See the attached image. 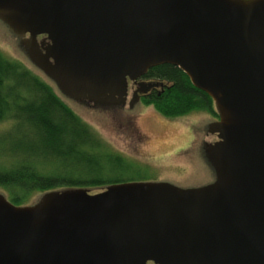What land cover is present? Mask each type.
Wrapping results in <instances>:
<instances>
[{"label":"water","instance_id":"95a60500","mask_svg":"<svg viewBox=\"0 0 264 264\" xmlns=\"http://www.w3.org/2000/svg\"><path fill=\"white\" fill-rule=\"evenodd\" d=\"M0 21L67 98L122 104L168 63L218 115L205 185L0 192V264H264V0H0Z\"/></svg>","mask_w":264,"mask_h":264},{"label":"trees","instance_id":"16d2710c","mask_svg":"<svg viewBox=\"0 0 264 264\" xmlns=\"http://www.w3.org/2000/svg\"><path fill=\"white\" fill-rule=\"evenodd\" d=\"M147 72L164 83L159 95L144 100L159 114L217 116L211 97L177 66ZM137 170L139 164L113 149L44 76L0 51V192L11 202L31 204L46 191L70 187L94 193L129 180L119 172Z\"/></svg>","mask_w":264,"mask_h":264},{"label":"rangeland","instance_id":"374dc122","mask_svg":"<svg viewBox=\"0 0 264 264\" xmlns=\"http://www.w3.org/2000/svg\"><path fill=\"white\" fill-rule=\"evenodd\" d=\"M0 51L22 61L44 76L56 93L82 119L92 125L113 149L139 164L137 171L119 172L125 179L167 181L181 187L201 186L214 179L213 170L205 156L201 154L199 144L202 137L207 144L212 143L213 137L208 129L206 131L208 135H204L208 124L216 120L213 114L198 111L176 117H165L151 104L136 103L132 109L110 108L67 98L52 80L30 62L18 39L1 21ZM185 132H191L193 135L194 146L178 150L186 139ZM37 199L38 196L34 201Z\"/></svg>","mask_w":264,"mask_h":264},{"label":"flooded vegetation","instance_id":"af4514ba","mask_svg":"<svg viewBox=\"0 0 264 264\" xmlns=\"http://www.w3.org/2000/svg\"><path fill=\"white\" fill-rule=\"evenodd\" d=\"M37 38H38V40L48 41V39L46 38L45 35H39ZM18 41H19V39H18ZM139 82H151V83H157V85L152 86L146 92H140V91H138L137 92V95H135L136 101L130 106L129 105V101H130L131 97L135 94V91L138 88L143 87L142 85H139L138 84ZM163 88H164V83L161 80L149 76L148 75V72H146L141 77L137 78L136 80H128V84H127V95H126V100H125L124 103H122V104H115V105H96V104H92V103L91 104L94 105V106H101V107H110V108H125L126 107L128 109H132L136 103H142L144 105H150V104H146L144 102V100L147 99L148 97H150L151 95H153L154 93L156 95H159L163 91ZM80 102L90 103V102H88L86 100H82ZM217 119H218V115L216 116V120ZM205 129L206 130H205V135L204 136L208 135V132H206L208 128L206 127ZM184 135H185L184 137L186 139L184 138L185 139L184 140V144L181 147H178V150L179 149L185 150L187 148H191L192 146H194V143L192 142L193 141V139H192L193 138V135L191 134V132L190 133L185 132ZM210 135L213 137L212 142H214V141L217 140V136H216L215 133H210ZM199 144H200L201 154L204 156V149H205V146L207 144V141H205L204 138L202 137L199 140Z\"/></svg>","mask_w":264,"mask_h":264}]
</instances>
